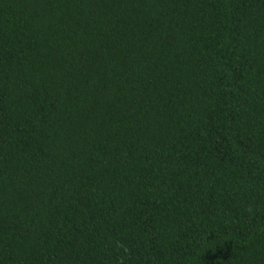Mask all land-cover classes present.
I'll return each mask as SVG.
<instances>
[{
  "label": "trees",
  "instance_id": "obj_1",
  "mask_svg": "<svg viewBox=\"0 0 264 264\" xmlns=\"http://www.w3.org/2000/svg\"><path fill=\"white\" fill-rule=\"evenodd\" d=\"M0 264H264V0H0Z\"/></svg>",
  "mask_w": 264,
  "mask_h": 264
}]
</instances>
